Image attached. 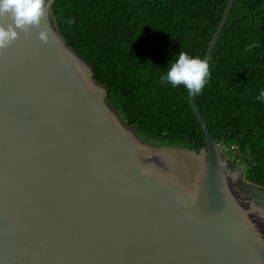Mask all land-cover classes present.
Returning a JSON list of instances; mask_svg holds the SVG:
<instances>
[{
  "label": "water",
  "instance_id": "water-1",
  "mask_svg": "<svg viewBox=\"0 0 264 264\" xmlns=\"http://www.w3.org/2000/svg\"><path fill=\"white\" fill-rule=\"evenodd\" d=\"M54 2L0 49V264H264L263 188L229 165L196 94L206 147L147 143L56 28Z\"/></svg>",
  "mask_w": 264,
  "mask_h": 264
},
{
  "label": "trees",
  "instance_id": "trees-1",
  "mask_svg": "<svg viewBox=\"0 0 264 264\" xmlns=\"http://www.w3.org/2000/svg\"><path fill=\"white\" fill-rule=\"evenodd\" d=\"M50 0H47V2ZM229 0H55L56 28L155 146L200 151L189 91L161 77L180 52L204 60ZM196 102L231 167L264 189V0H235Z\"/></svg>",
  "mask_w": 264,
  "mask_h": 264
},
{
  "label": "clouds",
  "instance_id": "clouds-1",
  "mask_svg": "<svg viewBox=\"0 0 264 264\" xmlns=\"http://www.w3.org/2000/svg\"><path fill=\"white\" fill-rule=\"evenodd\" d=\"M46 2L47 0H0V20L10 17L12 21L7 26L0 23V49L7 48L17 38V29L27 33L32 27H40ZM38 37L47 42L44 28L38 32ZM208 73L209 67L205 60L180 52L161 79L173 88L182 85L190 93L198 94L206 84ZM261 98H264V91L257 97Z\"/></svg>",
  "mask_w": 264,
  "mask_h": 264
},
{
  "label": "flooded vegetation",
  "instance_id": "flooded-vegetation-1",
  "mask_svg": "<svg viewBox=\"0 0 264 264\" xmlns=\"http://www.w3.org/2000/svg\"><path fill=\"white\" fill-rule=\"evenodd\" d=\"M256 200L261 204L264 205V192H260V194L254 196Z\"/></svg>",
  "mask_w": 264,
  "mask_h": 264
},
{
  "label": "rangeland",
  "instance_id": "rangeland-1",
  "mask_svg": "<svg viewBox=\"0 0 264 264\" xmlns=\"http://www.w3.org/2000/svg\"><path fill=\"white\" fill-rule=\"evenodd\" d=\"M222 153H223L224 157L229 160V156L226 155V151L225 150H222ZM233 168L235 169L236 167H233ZM241 171H242V169H241ZM242 175H243V172H242ZM259 192H264V189H261V191L259 190Z\"/></svg>",
  "mask_w": 264,
  "mask_h": 264
}]
</instances>
